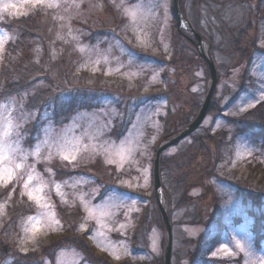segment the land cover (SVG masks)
Instances as JSON below:
<instances>
[{"label":"rangeland","instance_id":"1","mask_svg":"<svg viewBox=\"0 0 264 264\" xmlns=\"http://www.w3.org/2000/svg\"><path fill=\"white\" fill-rule=\"evenodd\" d=\"M173 1L55 0L59 6L47 8L0 0V38L8 36L0 74L6 46L18 37L4 24L34 15V9L56 13L53 38L59 42L50 47L55 55L48 60L37 41L32 61L38 71L33 69L32 76L40 77L60 56H71L77 73L71 88L76 93L69 89L54 97L50 92L47 96L55 100L47 103L41 89L45 82L6 94L0 80V102L14 98V111L11 106L8 111L22 125L21 147L34 151L39 139V158L29 155L26 162L38 177L30 187L43 184L42 203L51 205L41 208L22 197L23 180L13 182L10 200L13 183L0 187V203L7 200L0 213V264H148L157 258L165 264L168 237L165 226V231L158 227L162 217L154 205L155 151L196 120L211 83L206 60L178 37ZM106 3L119 11L120 21L107 12ZM179 7L212 52L219 78L215 108L196 132L165 151L162 184L164 194L166 187L172 196V264H264V234L258 243L253 231L257 217H264V202L256 205L237 191L241 184L246 195L264 192V139L242 124L245 113L254 109L257 115L264 107V0H179ZM90 22L115 31L88 33L82 25ZM59 63L52 70L57 78ZM22 77V85L27 84ZM58 104L67 107L54 111ZM62 150L76 160H62ZM49 153L51 160L45 159ZM213 166L215 172L207 177ZM29 170L26 166L18 175L26 179ZM163 204L168 211L166 194ZM28 217L39 225L26 235Z\"/></svg>","mask_w":264,"mask_h":264},{"label":"trees","instance_id":"2","mask_svg":"<svg viewBox=\"0 0 264 264\" xmlns=\"http://www.w3.org/2000/svg\"><path fill=\"white\" fill-rule=\"evenodd\" d=\"M197 7L198 6H195L196 10H197ZM181 10L183 11V9H181ZM34 11H36L34 13V15L31 14L29 16L21 17L20 19L14 18L9 23L4 24L8 30L17 32L18 37L16 38L17 41L11 40V43H9L6 46L7 53L3 59V65L1 68V74H0L1 79L0 80L2 81V84H4L5 88H4L3 92H7L6 94L17 93V92L24 90V88L28 89L27 87H33L36 83L45 82L47 85L43 86V88H41V89L44 91V94H45V96L43 97V100H44L43 102L47 103L50 98H53V96H51V94L49 97L47 96L50 92H53L55 95L54 97H56V96L60 95V94L56 95L59 91L67 93V90L73 88L76 84L73 85L74 80H73L72 76L77 74V73H75L74 72L75 70H73V68H72V66H74V64L72 63L74 61V59L70 56L68 58V59H70V62H69L66 57L60 56L61 58L59 57L60 59L59 58L56 59L55 62H50V61L48 62L49 64H53V66L51 65L49 67V69H47V71L45 69L41 70V72H40L41 74H39V75H41L40 77L35 78L32 76L33 69L38 71V69L35 68V66H34L35 61L34 60L32 61L33 56L35 54L33 49L36 46L38 47L37 41L40 39V41L42 42L41 50H43V49L46 50L44 52V55H45L44 57H46V59H48V60H53L52 59V57H53L52 51H51L52 49H50V47L53 46L55 48V46H57L58 42H59V41H54V38H53V33L56 29V24L59 21L56 13H53V12H50V11H47L44 9H42V10L41 9H37V10L34 9ZM107 12L112 14L113 18L114 17L117 18L116 22L120 21L122 19V17H119L117 15V13L119 11L118 10L116 11L113 8V6H111L110 4H107ZM183 12H184L185 17L188 19L187 15H186V11H183ZM89 25L90 26L82 25L84 28L89 29V30H87L88 33H94L97 30L101 31V30H107V29H109L111 31H115V27H112L110 25H105V24L97 25V23H94V22H90ZM193 26H194V24H193ZM112 28H114V29H112ZM194 28H196V27H194ZM176 32H177L178 37L180 39L185 40L187 43H190L191 45L193 44L196 48V44L191 43V41L189 40V37H193L192 32L185 31V30H183L182 33L179 32V30H177ZM188 33H189V35H186ZM62 49H63V47H62ZM56 50L58 52V49H56ZM196 51L198 53V58L203 59L201 54L197 50V48H196ZM211 55H212V52H211ZM212 58H213V55H212ZM248 58H249V52H248V55L246 57V62L248 61ZM58 63L60 65V66L58 65V70L60 71L59 72L60 74H58L59 78L54 77L55 74H53L54 72L52 71L53 69H55V67ZM214 63H215V61H214ZM170 64H175V60L173 62H171ZM216 65H217V63H216ZM208 67H209V64H208ZM217 70H218V67H217ZM24 72H27L30 74L28 76L22 77V74ZM209 73H210V68H209ZM18 76H19V80H16V77H18ZM21 77L27 82V84L22 85ZM80 78H81V76H80ZM218 78H219V75H218ZM210 81H211V79H210ZM26 82H24V83H26ZM66 85L69 88L68 87L66 88ZM71 91H73L74 94L76 93L73 89H71ZM73 97H72V95L71 96L69 95V99L73 100L74 99ZM75 98L78 99V97H75ZM53 99L55 100V98H53ZM213 100L214 99H212V102L210 105L211 106L210 110L215 108ZM41 105H43L42 102H41ZM40 107H42V106H40ZM66 107H67V104H58L54 111H57V109L65 110ZM263 108L261 110V113L257 114V115H252V113H254V111H255L254 109L245 113L243 120H242V124L245 126L252 127L251 134H253V136L264 139V109ZM259 119L261 120V122L258 121ZM243 132H244V129H243ZM175 136L176 135L166 137V139L163 141L166 142L167 140L172 139ZM216 138H213V140L215 141V146L219 148V139L218 138L216 139ZM165 157H166V154L164 152L162 154L161 160H160V162H161L160 173H161V177H162V182H163L164 174H165L164 173V169H165L164 166L166 165ZM184 167H185V164L181 165L179 168L183 169ZM213 169H214V166L210 170H208L209 175L207 177H209L210 174L215 172V170H213ZM240 183H242V180H240ZM241 186H242L241 184L238 185L237 191H239V193L244 197L245 200H248V198H251L253 201H255L254 203L256 205H259V204L262 205L263 204L264 192L262 190H259V189H258V191L257 190H254V191L250 190L251 195L250 194L246 195L244 193L246 191L242 190V189H244V187L242 188ZM165 194H166V198H167L168 205L170 208L167 211V213L171 219L172 217H171V211L170 210L172 207V205H171L172 196L168 193V191L166 190V187H165ZM12 201L16 202V199H13ZM184 201H185V199H184ZM183 202H181V203L179 202V204L183 205ZM256 202H258V204ZM154 205H156V207H157L158 206L157 202H154ZM23 209H24V206L21 209H19L15 214H19V212H22ZM149 211H150V209L147 208L145 217L148 216ZM159 216H161L162 219H161V223L159 224L158 227H161L164 230L163 226H165V224H164L163 216L161 214L160 206H159ZM215 221H216V219H215ZM255 221L257 223L255 224L253 231H254V233H256L257 242L259 243L262 240V234H264L263 233L264 217H257V220H255ZM143 223L144 222H142L141 225ZM165 230H166V226H165ZM166 234H167V230H166ZM263 238H264V235H263ZM148 264H162V262H161V259L157 258L154 261H150V263H148Z\"/></svg>","mask_w":264,"mask_h":264},{"label":"snow or ice","instance_id":"3","mask_svg":"<svg viewBox=\"0 0 264 264\" xmlns=\"http://www.w3.org/2000/svg\"><path fill=\"white\" fill-rule=\"evenodd\" d=\"M27 2L31 3L33 6H43L47 8H54L58 7V3L55 0H27ZM78 7V5H76ZM5 8H16V5H4ZM102 7V5H101ZM20 13L17 12V15ZM27 14V13H25ZM134 15V14H133ZM8 38L7 33H5L3 38H0V53L3 51V44L4 41ZM82 50V49H81ZM55 54H53L54 56ZM11 106V110L14 111V98H9L7 103L0 102V187H7L8 184L13 183L14 181L19 182L23 180L22 190L20 195L23 197L27 195L29 200L33 201L37 206L41 208H51L50 204L42 203L45 200V197L42 195L44 191V185L41 184L38 187H30L33 180H37L38 177L35 174V169L33 165H27L26 162L28 160L29 155L35 156L39 158L40 155V142L38 139L37 144L34 146V151H25L21 147V139L19 133V128L22 126L17 123L14 118L11 116L10 112L8 111ZM249 107H255V104H249ZM16 134V139L13 140L12 136L13 133ZM46 143V141H45ZM66 150V149H65ZM62 150L58 153L61 156L62 160L68 161L72 163L76 160L75 155H64ZM47 160L52 159V154L49 153ZM112 163L113 161H108ZM28 167L30 170L27 173V178L24 179L23 176H19L18 172L23 170L25 167ZM75 166V165H73ZM46 171H51V169H46ZM147 183V169H145V184ZM57 190H59V185H57ZM16 191V186L13 183V187L11 191L8 193V199H11L12 193ZM66 202V201H65ZM7 205V200L4 203H0V213L3 212ZM41 215L48 216V212H44ZM30 226L25 227L24 231L25 234L28 235L29 233H35L38 230L39 221L35 217H28ZM35 222V223H33ZM58 224L59 221H56ZM83 227V226H82ZM123 227V225H121ZM30 238H34L30 237ZM224 249L227 248V244L223 245ZM236 247L239 248L241 251H244L243 246L236 242ZM21 251L27 252V248H22ZM115 259H120L118 254L113 253ZM232 255V253H229Z\"/></svg>","mask_w":264,"mask_h":264},{"label":"water","instance_id":"4","mask_svg":"<svg viewBox=\"0 0 264 264\" xmlns=\"http://www.w3.org/2000/svg\"><path fill=\"white\" fill-rule=\"evenodd\" d=\"M172 11H173L174 18L177 22L179 32L182 33L184 28L192 32L193 38L189 37V39L191 43L196 44V48L201 54L202 58L206 60V62L209 64L210 74H211V83H210V88L207 92L206 100L202 106V109L197 115L196 120L193 121L191 124H189L187 128H185L184 131L177 134L172 139H169L166 142L160 144L155 151L156 156L153 162L154 163L153 173H154L155 195L157 196V202H158V205L160 206L161 214L164 219V224L166 226L167 237H168V242L165 247L166 248L165 264H172L174 237H173V226L171 223V219H170V216H168L165 205L163 204L165 194H164V186L162 184V177L160 173L161 156L166 151V149H168L171 146L177 145V143H179L180 141H182L183 139L187 138L189 135L197 131L198 127L201 125V123L206 118L205 116L207 115V112L211 107L210 104L214 97V92L217 87L218 75H219L217 72V65L216 63H214L212 55L206 50L204 38L199 32H197V30L192 25L191 21H189L185 17L183 11L180 10L179 0L173 1Z\"/></svg>","mask_w":264,"mask_h":264},{"label":"bare ground","instance_id":"5","mask_svg":"<svg viewBox=\"0 0 264 264\" xmlns=\"http://www.w3.org/2000/svg\"><path fill=\"white\" fill-rule=\"evenodd\" d=\"M196 132V131H195Z\"/></svg>","mask_w":264,"mask_h":264}]
</instances>
